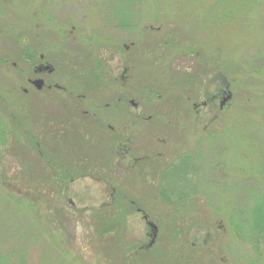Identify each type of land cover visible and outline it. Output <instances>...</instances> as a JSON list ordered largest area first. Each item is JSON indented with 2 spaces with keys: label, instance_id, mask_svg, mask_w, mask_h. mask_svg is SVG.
<instances>
[{
  "label": "rangeland",
  "instance_id": "374dc122",
  "mask_svg": "<svg viewBox=\"0 0 264 264\" xmlns=\"http://www.w3.org/2000/svg\"><path fill=\"white\" fill-rule=\"evenodd\" d=\"M45 1L41 11L55 15L58 23L42 19L47 41L52 44L51 29L67 34L73 27L72 35L81 45L78 55L66 60L73 73L71 99L78 98L79 111L57 104L68 99L60 92L44 99H54L49 109L38 106L33 92L23 96L21 89H31L25 80L31 77L32 61L18 52L22 47L34 52L36 30L33 22L20 20L19 8H5L0 18L8 38L0 35V57L6 58L0 67L3 264H105L106 247L93 235L90 211L118 201V193L130 195L139 205L130 209L124 231L140 251L169 250L165 241L177 227L165 218L181 217L183 210L192 217L177 233L182 248L178 259L190 258L192 264H264V251L260 260L215 214L237 201L243 212L238 219L244 223L252 204L248 194L254 189L264 194V158L259 159L264 150V0H246L238 22L221 29L207 17L212 15L211 0H56V9L66 12L63 18ZM19 32L25 33L23 43L15 37L12 43L13 33ZM87 44L92 45L88 52ZM208 52L209 62L203 54ZM57 64L63 74V64ZM225 92L232 95L231 105L220 110ZM91 102L98 104V111ZM22 110L28 120L12 128ZM30 112L37 121L30 120L35 118ZM29 135L35 137L38 152L30 149ZM182 155L186 159L178 158ZM135 157L146 158L135 166ZM168 164L159 182L178 188L175 184L182 179L197 188L184 209L179 202L161 201L160 183L153 180L155 168ZM60 167L67 170L65 176ZM42 168L51 175L48 181ZM239 168H253L256 180H248L249 172ZM33 184L37 189L29 186ZM148 223L157 230L152 243Z\"/></svg>",
  "mask_w": 264,
  "mask_h": 264
},
{
  "label": "trees",
  "instance_id": "16d2710c",
  "mask_svg": "<svg viewBox=\"0 0 264 264\" xmlns=\"http://www.w3.org/2000/svg\"><path fill=\"white\" fill-rule=\"evenodd\" d=\"M138 1H142V0H135V2L140 3ZM211 1H212V15L207 14V17L208 15H210L209 19H211L212 26L213 27L215 26L218 29L232 27L233 24L238 22V19H240V13L242 10L245 9V6L247 5V2H248L246 0H211ZM249 1L252 2L251 0ZM204 2L205 3L209 2V0H204ZM154 9H158V8H154ZM162 9H165V8H162ZM205 10H206V7H203L201 11H205ZM206 12L208 13L207 10ZM191 54L195 56L196 58H200V55L198 52L195 54L191 52ZM203 54L207 56V57L205 56V58L209 62V60L211 59L210 53L208 52V53H203ZM23 96L25 95L23 94ZM230 105L231 103L230 101H228L223 107V109L230 107ZM223 109H220V110H223ZM19 113H20L19 114L20 117L15 118L16 122L12 123L14 124L12 128L16 127L15 123H17V125L19 126L20 123L22 124V122H26L28 120L26 118L27 116L26 110H22V112H19ZM29 114L32 116V118L35 117L32 112H30ZM21 116L25 120H22ZM30 120H33L34 122L37 121L36 117ZM22 125H24V123ZM4 133L5 131L3 132L0 129V137H2ZM29 136H30V141L28 142V145L30 149L36 150L38 152L39 150L37 146L38 143L35 141L36 140L35 137L33 135H29ZM28 154L31 155V153H28ZM261 158H264V150L260 151L259 159ZM148 162L149 161L146 160L145 164L148 167H150L151 165ZM168 167H169L168 165H164V167L161 169L158 168L157 170L155 168L154 176L156 177L153 180L157 182L158 181L157 179L160 177V175H163L162 172L166 170V168ZM150 168L152 169V166ZM60 169L63 175L65 176L67 170H65L62 167H60ZM243 169L244 168H239V171L243 174H246L249 172L247 174L248 180H250L251 178L252 180H256V179H253V176H255V174H253V172L255 173L253 168H249L247 172L246 171L243 172ZM127 171L130 172V170H127ZM160 171L161 173L159 174ZM262 172L264 173V167L262 168ZM42 174L45 177L46 181H48L47 178L50 179L51 177V175L47 174V171L44 169H43ZM86 175L88 174H85L83 177H85ZM57 176L58 175H56L55 177L57 178ZM158 183H160V190L159 188L158 190H159L161 201L165 202L166 204H170V203L172 204L175 202H179L181 209H184L185 205L190 203L189 199H194L193 197L195 196L194 194L196 193V190H197L195 186L193 187L187 184L185 181L182 182V179L176 182L175 184L176 186L180 185L178 186V188L182 187L181 191L178 188L171 187L170 185L169 186L165 185L162 181L160 182L158 181ZM29 186H32V187L34 186L37 189L36 184L29 185ZM54 186L56 187L59 186V183L55 184ZM171 188L177 189L179 191L176 190L177 192L176 194L174 192H168L167 189L171 190ZM183 190L185 194L182 195L181 193ZM152 191L154 192V190ZM257 191H258L257 189H254L253 194H248L249 196H247V197H250V201L252 200L251 201L252 204L249 206L248 212L246 213L247 218L243 221L244 223H242V221L240 222V220L238 219L240 218L239 215H241V213L243 212H241L240 209L238 210L239 206H236L237 201L228 203L226 205L227 208H225V211H223L222 214H219L220 211L216 212L215 214L217 215V217H222V218H219L218 220L219 223H221L222 221L221 219H225L227 221L228 228L230 229L229 232L236 241H238L242 245L248 246L251 252L255 256L260 257V260H262L261 256L264 251V194L263 193L261 194V192L259 193ZM118 197H119L120 202L119 200L116 202L114 201L113 203L107 204L97 210L90 211L91 227H93L92 229L94 233L93 235L96 236V238H98V240L102 242L104 247H106L104 249V256H105L104 261H106L105 264H192V261L190 258H184V260L181 261L180 259H178V256H177L179 252L182 251V248L180 249L181 244L177 240L178 239L177 233L182 232L184 225H186L187 222L191 221L192 216H189L188 212H184L182 210L181 211L182 215H179L181 217H178L177 215L175 216L170 215L171 217L166 216L165 218V216L164 217L162 216L166 220H170V223L173 226L177 227V229H174V231L176 232L173 235L171 233L165 241L166 242L165 244L166 246L169 247V250L165 248L162 251H159L158 253L153 252V248L149 249L148 251L146 250L140 251L139 250L140 247L138 248V245L137 247L132 246L134 245L132 244V240L128 237V234L124 231L125 222L127 221L128 216L131 215L130 212L133 211V209L132 210L130 209L132 207H138L139 205H137L135 201L130 199V195H120V193H118ZM183 199H185V201H183ZM213 225H216V223L213 222ZM221 228H224V227H222L221 225ZM155 239H156V236L153 238V240ZM134 252H135V255L132 257V253ZM120 253H121V258L119 257ZM195 253L196 251L193 252V256L197 258L199 255ZM146 258H147V261L145 260ZM100 259L102 258H98V261H97L98 263L101 262ZM0 264H3V260L1 256H0Z\"/></svg>",
  "mask_w": 264,
  "mask_h": 264
},
{
  "label": "flooded vegetation",
  "instance_id": "af4514ba",
  "mask_svg": "<svg viewBox=\"0 0 264 264\" xmlns=\"http://www.w3.org/2000/svg\"><path fill=\"white\" fill-rule=\"evenodd\" d=\"M55 1L56 0H46L45 1V4H49V3L51 4V6H52L51 10L53 9V12L58 10L54 6ZM41 2H42V0H0V18L3 17L4 13L2 14V12L5 8L7 9V7H9V6H11L9 8H12V9L13 8L14 9L19 8L18 10H20V12H21V13L19 12L20 20H22L24 22L25 21L33 22L32 25L34 27V30H36L35 37L37 38V42L35 44L36 47L34 49V52L30 54L23 47L18 52L20 58H28V60L30 58V61H32L31 66H30V70H29V76H31V77L27 78L25 80L26 84L31 89L23 88V89H21V93L24 94L25 96H28V94L30 92H33V94L37 96L38 104H41L38 106L41 107L42 105L43 106L47 105L48 109H49V107L52 106V103H54V99L52 97H50L47 101H44V99L46 97H49L50 94L53 92L63 93L67 96L68 99L59 100L58 103L57 102H55V103L62 104V102H63V104H64L63 106H66L67 104H69L71 107H73V108L70 107L71 110L73 112H77V111H79L78 110L79 104L77 103L78 98L77 99H71V97L73 96V92L71 90V87H72L71 80L73 79L72 78V75H73L72 68L66 60H68L70 57H73L74 55H78L77 54V51H79L78 47H80L81 45L78 46L80 42H77L75 37H73V35H72L73 34V27H71V30L68 31L67 34L62 32L61 30L59 32V31L51 29L54 32V35L49 36V39L52 41V44L50 43V41H47L48 35L44 36L43 33L41 32L42 19H45L46 22L51 23V25L55 24L56 20L54 19L55 15L53 18L52 15H50V14L47 15L41 11V8H40ZM59 8H62V7H59ZM62 9H64V8H62ZM65 10H67V9H65ZM58 11H60L59 16L61 18H63L64 15L66 14V12L65 11L63 12L62 10H58ZM56 24H58V23H56ZM66 24L67 23H65L64 26H66ZM28 25H30V24H28ZM57 26L61 27L63 25L59 24ZM57 26H56V28H57ZM4 33H5V30L3 31L0 29V35L3 34L5 40L7 41V39H8L7 35H5ZM13 35H14L13 39H11L12 43L13 42L15 43V41H18V40L23 43L25 33L19 32V33H13ZM14 37H15V41H14ZM88 42L89 41H87V43ZM133 44H135V43H133ZM133 44H131L130 47H133ZM87 45H89V44H87ZM22 46H23V44H22ZM89 46H91V47H88V48L86 47L87 52L89 51V48H92L91 44ZM75 47H76V49H75ZM130 47H124V48L126 49V51L127 50L129 51ZM75 51H76V53H75ZM80 51L82 52V50H80ZM95 52L96 51L94 50V53L92 54V56H94L96 54ZM79 54H80V52H79ZM92 56H91V58H92ZM98 57L100 59V56H98ZM0 59H1L0 60V67H3V65L6 64V60H5L6 58L2 55V57H0ZM58 60H59V62H61V64H63L62 65L63 69H64V71L62 70L63 74L60 73V71L58 69V67H59V66H57ZM102 67L103 66H101V64H100V66H99L100 71L102 70ZM20 71H22V70L20 69ZM126 71H127V69L122 70V73L124 75L122 77V79H124V80H125ZM99 74L100 75L97 74L98 78H103L101 76L102 74L101 73H99ZM19 77H20V81H24V74L23 73H20ZM58 80L64 83L63 86H60L58 84V82H57ZM98 84H100V82ZM221 99H222V97H221ZM119 101L120 100L118 99L117 103H119ZM91 104L94 108H96V110L97 109L99 110L98 104H94V102H91ZM129 104L132 105L133 107H136V105H134V103L132 101H129ZM196 106H197L196 104L193 105L194 111H195ZM203 106H206V105L204 104ZM100 107H102V106H100ZM82 113L84 114V115L83 114L82 115L85 116L87 112L83 111ZM78 114H79V112H78ZM94 116H96V115H94ZM107 129H108V131L112 132V128L110 126H108ZM112 134H114V133L112 132ZM145 158L146 157H141V158L135 157L133 159L134 165H137V163L139 162L140 159L142 160ZM178 158H185L186 159V156L182 155V156H179ZM177 159H176V161H177ZM174 163H172V164H174ZM172 164H168V166H171ZM145 220H146V218H145ZM156 235H157V232H156ZM149 237L152 239L151 233H149Z\"/></svg>",
  "mask_w": 264,
  "mask_h": 264
},
{
  "label": "water",
  "instance_id": "95a60500",
  "mask_svg": "<svg viewBox=\"0 0 264 264\" xmlns=\"http://www.w3.org/2000/svg\"><path fill=\"white\" fill-rule=\"evenodd\" d=\"M34 83H35V82H34ZM36 83H37V82H36ZM38 83H39V82H38ZM39 84H40V83H39ZM231 97H232V95H231L230 92L225 93V96H223L222 99L220 100L219 108H220V109H223V107L225 106V104H226L228 101L231 100ZM148 226H149V228L151 229L152 241H151L150 243H152V242H153V238L156 236V232H157V230H156V227H155L153 224H151V223H148ZM150 245H151V244H150Z\"/></svg>",
  "mask_w": 264,
  "mask_h": 264
}]
</instances>
